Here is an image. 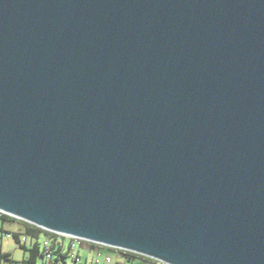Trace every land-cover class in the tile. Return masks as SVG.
Here are the masks:
<instances>
[{
  "label": "water",
  "instance_id": "obj_1",
  "mask_svg": "<svg viewBox=\"0 0 264 264\" xmlns=\"http://www.w3.org/2000/svg\"><path fill=\"white\" fill-rule=\"evenodd\" d=\"M0 214L264 264V0H0Z\"/></svg>",
  "mask_w": 264,
  "mask_h": 264
},
{
  "label": "trees",
  "instance_id": "obj_2",
  "mask_svg": "<svg viewBox=\"0 0 264 264\" xmlns=\"http://www.w3.org/2000/svg\"><path fill=\"white\" fill-rule=\"evenodd\" d=\"M0 219L2 221H10V222L18 223L24 228L23 233L12 234L13 239L15 240L19 248L28 253L27 258L22 260L20 264H46L45 263L46 252H45V249H43V242L44 240H47V239L49 240V243H50L48 252L50 253L51 261L49 264H67V259L70 256L69 242L67 240H65L64 238L53 236L52 234L40 228H37L36 226H33L26 222L11 218L4 214H0ZM1 233L4 234L8 232L1 231ZM21 236H25L28 239L30 238L32 240V244L30 248L27 247V244L21 243L20 241ZM91 247L98 251L103 248V247H98V246H91ZM121 254H123V256L125 257L126 256L128 257V258L126 257L127 261L125 262V264H128L127 262H129L130 257L136 256V255H132L131 253H126V252H122ZM76 260L77 259L75 260L72 259L71 261L75 263ZM4 263L13 264V261L10 258V255L8 253L0 252V264H4Z\"/></svg>",
  "mask_w": 264,
  "mask_h": 264
},
{
  "label": "rangeland",
  "instance_id": "obj_3",
  "mask_svg": "<svg viewBox=\"0 0 264 264\" xmlns=\"http://www.w3.org/2000/svg\"><path fill=\"white\" fill-rule=\"evenodd\" d=\"M2 232H8L11 235L14 233H23L24 228L18 223L10 222V221H2L0 219V252L8 253L10 258L13 261V264H20L22 260L26 259L28 253L24 250L20 249L15 240L12 238L10 240H6L2 237ZM43 237V236H42ZM41 237V238H42ZM32 244V240L29 238L27 242V247L30 248ZM85 255L86 261H83L85 264H125L127 258L121 254L122 252L111 249V248H102L99 251H87L82 250L78 247L77 253L72 256L70 254L67 259L68 264L72 263V259H77L79 257V253ZM129 253V252H128ZM132 255H136L131 253ZM130 257V256H129ZM80 258V257H79ZM106 258H109L106 260ZM130 262V263H129ZM128 264H161L158 261L149 259L147 257L136 255L135 257H130ZM7 264V263H4Z\"/></svg>",
  "mask_w": 264,
  "mask_h": 264
},
{
  "label": "built area",
  "instance_id": "obj_4",
  "mask_svg": "<svg viewBox=\"0 0 264 264\" xmlns=\"http://www.w3.org/2000/svg\"><path fill=\"white\" fill-rule=\"evenodd\" d=\"M46 231V230H44ZM50 234H52L53 236H56V237H59V238H64L65 240H67L69 242V251H70V254L72 256H74L76 253H77V248L78 246H81V245H84V246H98V247H103V248H109V247H105V246H101V245H97V244H94V243H91V242H88V241H85V240H81V239H78V238H75V237H72V236H66V235H63V234H58V233H54V232H49V231H46ZM2 237L6 240H10L13 238V235H11L10 233H4L2 234ZM20 241L22 244H27L28 242V238L25 237V236H21L20 237ZM49 246H50V243H49V240H44L43 242V249H45V252H46V258H45V263L46 264H49L50 261H51V256H50V253L48 252V249H49ZM111 249H114V248H111ZM114 250H117V251H120V252H126V251H123V250H120V249H114ZM128 253V252H126ZM109 258H106V260H108ZM162 264V263H161Z\"/></svg>",
  "mask_w": 264,
  "mask_h": 264
},
{
  "label": "crops",
  "instance_id": "obj_5",
  "mask_svg": "<svg viewBox=\"0 0 264 264\" xmlns=\"http://www.w3.org/2000/svg\"><path fill=\"white\" fill-rule=\"evenodd\" d=\"M80 247V249H82V250H87V251H96L97 252V250L96 249H94V248H92V247H89V246H84V245H81V246H79ZM79 254V257L77 258V260L75 261V263H73V261H72V263L71 264H85V263H83L82 262V260L81 259H83V261H86V257H85V255H83V254H80V252L78 253ZM75 260V259H74ZM67 264H68V262H67Z\"/></svg>",
  "mask_w": 264,
  "mask_h": 264
}]
</instances>
